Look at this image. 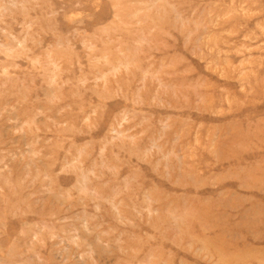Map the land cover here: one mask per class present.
Wrapping results in <instances>:
<instances>
[{
  "label": "rangeland",
  "instance_id": "rangeland-1",
  "mask_svg": "<svg viewBox=\"0 0 264 264\" xmlns=\"http://www.w3.org/2000/svg\"><path fill=\"white\" fill-rule=\"evenodd\" d=\"M0 264H264V0H0Z\"/></svg>",
  "mask_w": 264,
  "mask_h": 264
}]
</instances>
